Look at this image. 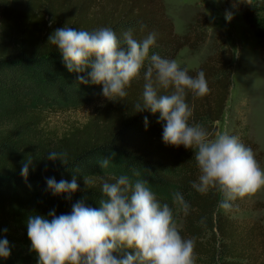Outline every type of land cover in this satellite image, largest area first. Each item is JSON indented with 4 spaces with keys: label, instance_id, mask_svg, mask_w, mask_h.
<instances>
[{
    "label": "trees",
    "instance_id": "16d2710c",
    "mask_svg": "<svg viewBox=\"0 0 264 264\" xmlns=\"http://www.w3.org/2000/svg\"><path fill=\"white\" fill-rule=\"evenodd\" d=\"M225 2L242 11L244 21L264 40V0H251L250 4L249 0ZM0 9V240L7 239L11 251L10 257H0V264L32 261L27 234L29 216L42 215L50 220L51 212L57 216L70 214L78 202L99 208L102 185L115 183L120 175L146 180L160 203L172 207L174 216L178 205L173 203V194L180 192L184 196L190 210L184 214V227L179 230L184 238L195 239L198 261L264 264L262 220L242 226L229 211L219 207L221 194H200L193 189L191 185L200 174L195 150L164 143L166 121L161 120L160 113L136 111L135 105L143 102V74L127 89V97L109 101L85 125L72 126L62 135L44 134L51 110L106 98L103 85L79 82L81 75L89 79L91 69L85 73L67 69L62 53L49 43L57 29L70 27L92 32L108 27L121 39L124 32L131 30L137 41L154 32L157 41L150 54L176 59L184 48L196 53L206 43L207 15L194 18L186 33L178 35L167 14L166 0H0ZM233 59L221 32L214 38L212 54L198 70L181 66L194 78L203 71L211 89L204 97L186 93V102L193 108L190 124L219 131L218 122L224 116L233 84ZM28 79L45 88L41 98L44 104H35L25 89ZM172 91L173 88L159 90L160 94ZM230 135L250 147L262 167L264 153L258 144L238 126ZM53 150L67 153V165L48 159ZM105 157H112L113 161L102 169L99 161ZM29 158L34 167L29 169L25 181L21 169ZM133 169L140 172L139 177L132 175ZM73 176L77 177L79 190L70 194V199L67 193L53 195L48 189V178L70 182ZM85 177L90 181L88 185ZM256 247L262 259L256 258ZM124 251L114 255L120 258Z\"/></svg>",
    "mask_w": 264,
    "mask_h": 264
},
{
    "label": "clouds",
    "instance_id": "9594fccd",
    "mask_svg": "<svg viewBox=\"0 0 264 264\" xmlns=\"http://www.w3.org/2000/svg\"><path fill=\"white\" fill-rule=\"evenodd\" d=\"M226 18L231 20L229 15ZM156 41L154 32L137 41L131 30L121 39L108 27L92 32L63 27L49 38L70 72L91 69L89 79L81 75L79 82L103 85V96L109 100L127 97V89L143 74V102L135 105L136 111L149 109L161 114V120L166 121L164 143L195 150L200 174L192 188L200 194H221L219 207L231 211L232 202L264 190V168L239 137L190 124L193 108L186 102V93L197 97L210 94L205 73L200 71L194 78L177 60L150 54ZM169 88L174 89L171 94H160V89ZM48 159L67 165L65 152L49 151ZM112 161V157H105L99 166L107 169ZM32 167L31 158L23 162L25 181ZM132 175L139 177L140 172L133 169ZM115 179V183L102 185L99 208L78 202L70 214L51 212L50 220L42 215L29 216L27 234L38 264H196V241L181 235L172 207L160 203L146 180H133L128 175ZM46 183L53 195L67 193L69 199L79 190L76 176L70 182L48 178ZM85 183H90L87 177ZM173 203L185 215L189 213L190 204L180 192L173 194ZM128 249L132 252L124 251ZM122 251L120 258L114 255ZM10 255L8 240H0V257Z\"/></svg>",
    "mask_w": 264,
    "mask_h": 264
},
{
    "label": "rangeland",
    "instance_id": "374dc122",
    "mask_svg": "<svg viewBox=\"0 0 264 264\" xmlns=\"http://www.w3.org/2000/svg\"><path fill=\"white\" fill-rule=\"evenodd\" d=\"M166 9L178 35L186 33L188 23L194 18L200 17V14L207 15L209 37L206 43L196 53L184 48L175 59L180 66L187 69L195 71L199 69L207 56L212 54L214 38L223 32L225 41L234 55L233 84L224 116L218 122L219 131H227L231 134L238 126L264 153V40L259 39L244 21L243 12L237 11L225 0H166ZM228 15L231 20L226 18ZM25 82L24 87L34 98L35 104H44L41 98L44 96L45 88L29 79ZM109 101L111 100L102 98L87 105L65 106L51 110L44 126V134L62 135L72 126L85 125L97 110L102 109ZM239 121L241 125H237ZM262 168H264V157ZM263 203L264 190L255 196L237 199L232 202L230 216L242 226H248L259 219L264 226ZM176 210L174 218L181 230L184 227L185 215L179 206ZM30 252L32 261L25 264H38V255L31 248ZM256 255V258L262 259L259 247H256ZM196 264H207V262L197 259Z\"/></svg>",
    "mask_w": 264,
    "mask_h": 264
}]
</instances>
